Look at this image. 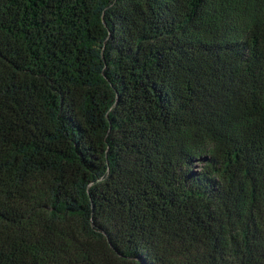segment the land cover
Instances as JSON below:
<instances>
[{
  "label": "trees",
  "instance_id": "obj_1",
  "mask_svg": "<svg viewBox=\"0 0 264 264\" xmlns=\"http://www.w3.org/2000/svg\"><path fill=\"white\" fill-rule=\"evenodd\" d=\"M0 264H264V0H0Z\"/></svg>",
  "mask_w": 264,
  "mask_h": 264
}]
</instances>
